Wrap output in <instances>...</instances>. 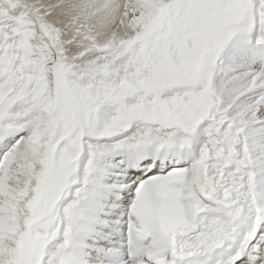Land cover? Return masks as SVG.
Instances as JSON below:
<instances>
[{
    "label": "snow or ice",
    "instance_id": "1",
    "mask_svg": "<svg viewBox=\"0 0 264 264\" xmlns=\"http://www.w3.org/2000/svg\"><path fill=\"white\" fill-rule=\"evenodd\" d=\"M0 264H264V0H0Z\"/></svg>",
    "mask_w": 264,
    "mask_h": 264
}]
</instances>
